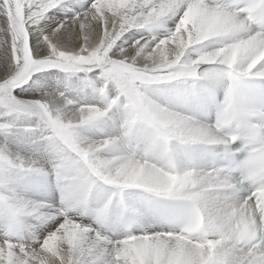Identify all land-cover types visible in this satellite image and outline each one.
Listing matches in <instances>:
<instances>
[{
    "label": "snow or ice",
    "instance_id": "1",
    "mask_svg": "<svg viewBox=\"0 0 264 264\" xmlns=\"http://www.w3.org/2000/svg\"><path fill=\"white\" fill-rule=\"evenodd\" d=\"M0 264H264V0H0Z\"/></svg>",
    "mask_w": 264,
    "mask_h": 264
}]
</instances>
